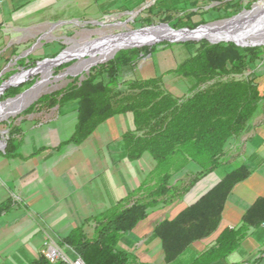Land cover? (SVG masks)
<instances>
[{
    "label": "trees",
    "instance_id": "trees-1",
    "mask_svg": "<svg viewBox=\"0 0 264 264\" xmlns=\"http://www.w3.org/2000/svg\"><path fill=\"white\" fill-rule=\"evenodd\" d=\"M191 18L189 14L182 26L195 27ZM194 46L174 69L176 75L192 81L183 96L168 90L160 77L123 80L126 67L144 51L134 48L121 50L110 62L94 69L80 84L64 89L53 100L44 98L51 105L77 102V121L65 144L78 145L106 120L131 113L133 129L122 136L126 158L134 161L149 152L156 162L138 188L91 218L92 236L82 224L61 239L85 264H129L128 253L118 248L121 236L144 219L149 208L171 202L200 177L221 167L229 145L241 137L257 113L264 99V82L252 77L251 69L260 58L261 47L208 40ZM15 90L9 89L7 95ZM11 149H15L14 145ZM248 174L244 164L234 167L176 218L164 220L156 227L168 262L218 228L231 190ZM9 201L10 197L0 204V215L9 209ZM256 209L263 214L264 201L247 211L241 227L223 230L213 246L187 264H228L222 261L237 248L249 225L255 223L252 214ZM28 264L68 263L51 262L41 253Z\"/></svg>",
    "mask_w": 264,
    "mask_h": 264
},
{
    "label": "crops",
    "instance_id": "crops-1",
    "mask_svg": "<svg viewBox=\"0 0 264 264\" xmlns=\"http://www.w3.org/2000/svg\"><path fill=\"white\" fill-rule=\"evenodd\" d=\"M97 1L2 0L0 25L6 21L4 25L12 29L0 27V42L4 38L15 39L14 35L18 38L26 36L27 24L41 18L49 10L48 15H55L57 9L72 8L77 12ZM139 1L142 0H133V2ZM176 2L181 4L180 0L169 1L170 4ZM195 2L185 0L183 5L193 6ZM50 45L43 48L45 55H49L54 49ZM263 105L264 99L246 131L229 145L221 167L200 177L188 191L171 202L159 203L149 208L147 216L121 236L118 248L128 253L129 264H187L198 254L213 246L223 230L241 227L247 211L259 201H264ZM126 116L129 123L128 130H131L134 126L133 116L131 113ZM56 127L57 134H54L53 139L47 140L38 134L39 132L34 133L32 139L37 142L32 143L36 145L34 147L30 145L31 148L26 147L29 137L26 134L24 144L19 147L20 153H17L18 155L8 166L15 170L16 164L14 165L13 161L21 155L22 159L34 162L27 173L16 175L14 172L16 176L10 173L15 190L25 198L26 204L31 209L30 214L26 210L13 207L0 215V251L2 254L12 255L16 264L30 263L39 257L47 239L59 241L76 226L84 224L86 232L92 236L94 223L91 218L115 205L138 188L156 164L152 156L151 158L146 156L149 152L143 154L148 159L146 166H140L143 156L130 161L123 152L122 143L116 160L111 158L106 168L98 169L92 162H83L85 158L81 152L73 160L69 159L70 144L51 143V140L52 142L61 140L59 136L65 132V125L59 127L58 124ZM120 137L121 135L117 139ZM241 164L246 166L249 174L231 190L221 212L218 228L209 236L195 240L179 258L168 262L162 240L155 233L156 227L164 220L176 218L221 181L227 172ZM8 167L4 169L0 167V174ZM252 217L255 218V223L249 225L247 234L240 240L237 248L222 261L223 263L264 264V213L256 209ZM17 233L24 237L19 239L16 236L17 238L11 240L12 234L17 235ZM72 254V258H76L74 250Z\"/></svg>",
    "mask_w": 264,
    "mask_h": 264
},
{
    "label": "rangeland",
    "instance_id": "rangeland-1",
    "mask_svg": "<svg viewBox=\"0 0 264 264\" xmlns=\"http://www.w3.org/2000/svg\"><path fill=\"white\" fill-rule=\"evenodd\" d=\"M169 1L98 0L97 3L83 7L77 12L72 8L57 9L55 15H48L50 14L49 10L41 18H36V21H30L27 24L26 36L18 38L14 35L15 39L4 38L0 42V103L12 100L31 90L39 81L43 80V73H37L33 70L38 69L41 63L56 60L69 48L78 52L87 42L159 25H167L176 31L181 29L195 30L209 24L227 21L253 11L254 8L264 9V0H194L196 1L195 4L193 3V6L188 4V7L183 5L185 0H180L181 4L177 2L170 4ZM189 14H192L191 21L196 24L193 28L182 26L189 19ZM4 23L6 21L1 23V28H7L8 25H4ZM262 24L264 25V20L258 27L260 28ZM7 29L12 28L8 27ZM202 40L207 39L161 40L154 44L120 48L107 59L97 61L77 73L69 72V69L82 60L91 59L93 56L91 51L94 48H91L87 53L66 58L51 69L46 87L32 102L26 104L19 113L0 119L1 169L8 167L14 157L18 155L17 153H20L19 147L24 144L26 134L29 136L26 147L31 148L30 145L37 142L32 139L34 133L39 132L38 134L47 140L53 139L54 134H57L56 126L58 124L59 127L65 125V132L59 136L62 141L52 142L51 140V143L57 145L65 144L72 135L77 121V102H70L63 106L59 102L51 105L45 100L47 99L45 97L53 100L67 87L80 84L94 69L110 62L121 50L144 48L141 56L124 70L123 80L160 77L168 90L175 95H185L192 81L179 77L174 73V69L195 49L194 43ZM47 45L55 49H51L49 55H45L43 51ZM238 46L261 47L260 58L253 65L251 71L254 75L252 77L259 82H264V42ZM97 55L100 56V54ZM25 61L29 62L28 65L22 64ZM24 73L26 74L23 77L16 81L13 80ZM12 88H17V90L12 95H7V91ZM126 117V114H121L113 120L108 119L97 127L95 133L89 135L80 144L69 143V159L73 160L81 152L85 158L83 162H92L98 169L106 168L111 158L116 160V156L119 155L120 143H122L120 139L129 127ZM119 135L121 137L117 139ZM13 145L16 150L11 149ZM146 156L150 157L151 155L146 153ZM21 157L22 155L13 161V164H16L15 170L8 167L0 174V204L10 197L8 210L13 207L20 208L30 214L31 209L26 204L25 198L15 190L13 178L10 176V173H13L14 176L27 173L33 166V160L28 162ZM142 158L140 166H146L148 159L145 156ZM15 234H12L11 240L24 237L18 233ZM46 242L56 244L65 255L73 257V250L61 243V240L47 239ZM0 264L16 263H14L12 255L9 253L2 254L0 251Z\"/></svg>",
    "mask_w": 264,
    "mask_h": 264
},
{
    "label": "bare ground",
    "instance_id": "bare-ground-1",
    "mask_svg": "<svg viewBox=\"0 0 264 264\" xmlns=\"http://www.w3.org/2000/svg\"><path fill=\"white\" fill-rule=\"evenodd\" d=\"M262 10L264 9L254 8L253 11L246 12L227 21L209 24L195 30L176 31L172 30L167 25H159L141 30H132L118 35L106 36L101 39L87 42L78 52L69 48L56 60H49L41 63L38 69L33 70L37 73L42 72L43 80L39 81L31 90L12 100L0 103V119L19 113L26 104L32 102L41 93L44 87H46L51 69L66 58L87 53L91 48H94L93 51H91L93 55L91 59L82 60L69 69V72L77 73L88 68L97 61L107 59L120 48L154 44L161 40H199L207 38L211 41L231 39L242 45L260 43L264 42V25L262 24L260 28L258 27L264 20V11ZM97 54H100V56ZM25 74L26 73L18 75L13 80L16 81Z\"/></svg>",
    "mask_w": 264,
    "mask_h": 264
},
{
    "label": "built area",
    "instance_id": "built-area-1",
    "mask_svg": "<svg viewBox=\"0 0 264 264\" xmlns=\"http://www.w3.org/2000/svg\"><path fill=\"white\" fill-rule=\"evenodd\" d=\"M1 2L2 0H0V3ZM42 253L51 262H55L57 260H64L68 264H85L81 257L76 256V258H71L65 255L62 249L53 243L45 242V246Z\"/></svg>",
    "mask_w": 264,
    "mask_h": 264
},
{
    "label": "water",
    "instance_id": "water-1",
    "mask_svg": "<svg viewBox=\"0 0 264 264\" xmlns=\"http://www.w3.org/2000/svg\"><path fill=\"white\" fill-rule=\"evenodd\" d=\"M172 29V28H171ZM172 30H174V29H172ZM181 30H188V29H181ZM178 31V30H177ZM207 39V38H206ZM209 42H211V43H218V42H235L236 44H238V45H242V44H240V43H238L237 41H234V40H231V39H223V40H219V41H211V40H209V39H207ZM256 45V44H255Z\"/></svg>",
    "mask_w": 264,
    "mask_h": 264
}]
</instances>
